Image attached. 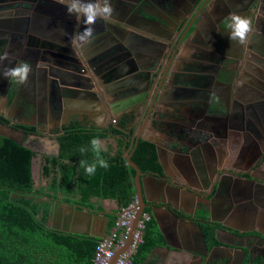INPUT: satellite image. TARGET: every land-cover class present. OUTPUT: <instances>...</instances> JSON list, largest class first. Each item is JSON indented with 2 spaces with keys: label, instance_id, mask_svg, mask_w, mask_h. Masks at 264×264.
<instances>
[{
  "label": "crops",
  "instance_id": "0c3cea01",
  "mask_svg": "<svg viewBox=\"0 0 264 264\" xmlns=\"http://www.w3.org/2000/svg\"><path fill=\"white\" fill-rule=\"evenodd\" d=\"M244 1L211 0L199 13L164 80L160 82L156 70L152 71L151 89L158 94L146 121L144 97L134 101L139 71L124 76L122 84L115 86L116 81L109 80L106 70H88L92 79L89 89L45 82L34 64H30L32 71L23 85L0 76V116L8 121L0 122V136L34 151L33 188L51 195L41 198L49 204L47 226L88 233L98 239L109 227V215H116L121 208L117 199H95V208L100 206V210L79 209L67 200L78 196L49 190L52 176L43 175L42 165L44 155L59 154L56 137L70 122L103 129L121 121L122 132L138 133L139 138L155 146L163 172L145 173L141 178L145 202L159 203L148 206L145 212L156 222L164 241L151 250L147 262L207 264L213 260L226 264L242 250L264 261V241L255 237H264V100L254 93L253 75L240 57L242 44L231 42L226 28L230 13L249 18L248 12L240 10ZM22 2L26 3L20 7L24 14L0 18V53L9 54L4 65L27 61L25 55L42 49L59 54L73 49L88 59L97 56L95 39L83 46L70 43L72 34L83 31L85 25L83 18L78 20L67 13L64 3ZM112 5L115 11L111 19L121 20L130 28L167 38L166 43L177 34L171 24L177 15L167 3L112 0ZM253 26L248 39L251 52L264 54L261 9ZM93 28L95 35L102 34L109 29L108 22L98 19ZM18 50L22 59L15 57ZM127 62H121L123 70L128 68ZM101 64L103 61L97 62L94 68ZM11 125L31 126L35 132ZM98 139L106 148L104 157L117 151L124 157L130 148L117 135ZM164 177L174 184H168ZM169 207L186 219L174 217ZM203 220L239 233L218 229L217 237L227 244L210 246L206 242V248L194 224L200 226ZM241 232L255 236L245 238L239 235Z\"/></svg>",
  "mask_w": 264,
  "mask_h": 264
},
{
  "label": "trees",
  "instance_id": "16d2710c",
  "mask_svg": "<svg viewBox=\"0 0 264 264\" xmlns=\"http://www.w3.org/2000/svg\"><path fill=\"white\" fill-rule=\"evenodd\" d=\"M0 122L8 124L2 116ZM11 126L25 132H35L31 126ZM121 129H124L121 121L103 129L85 127L78 122H70L65 126L57 136L59 154L43 157V175L52 176L49 190H62L74 197L78 196L67 200L79 209L100 210V206L95 208V199L103 198H115L121 207L128 205L135 197V171L119 151L105 157L101 153L109 167L104 169L97 166L93 175H87L79 167L80 160L93 162L90 141L94 137L117 135L128 147L130 142ZM81 147L87 151L81 153ZM34 155L30 148L9 137L0 136V264H91L98 238L60 231L46 225L49 204L41 198L51 195L42 189L33 188L31 165ZM131 159L144 173L163 174L155 146L147 140L138 139ZM170 209L184 217L179 211ZM109 218L111 227L116 215H109ZM199 224L210 246L220 243L214 236V229L219 224L206 220ZM163 243L156 222L150 218L145 222L143 242L132 255L130 264H154L147 262L146 257L155 246Z\"/></svg>",
  "mask_w": 264,
  "mask_h": 264
},
{
  "label": "water",
  "instance_id": "95a60500",
  "mask_svg": "<svg viewBox=\"0 0 264 264\" xmlns=\"http://www.w3.org/2000/svg\"><path fill=\"white\" fill-rule=\"evenodd\" d=\"M22 1L33 0H0V18H7L12 15L24 14L26 11L22 10L20 7H24L26 3L24 4ZM45 1L52 4L56 3L54 0ZM127 1L136 3L141 0ZM160 1L162 3H167L168 6L177 15V17L171 23L177 28V34L169 38V41L167 43L165 42L167 38L164 39L153 37L152 35L147 34V32L141 28H130L129 25L124 24L121 20L110 19L107 20L109 29L105 30L102 34L95 35L94 39L98 44L97 49L95 50L97 52V56L93 57L92 59H88L87 56L78 55L73 49H71L67 54H59L56 52L48 51L46 49H42L41 51L34 50L25 55V59L31 65H35L39 78L43 79L45 82H57L58 84L63 86H76L81 89L91 88L92 79L90 74H88V70H90V72L92 73H98L100 71L106 70L109 80L116 81L115 86H119L122 84V80H124L125 78H121H123L124 76L139 71V74L141 75L138 82L136 78V87L133 89L135 93H137L135 95L137 96V98H135L134 101L137 102L139 101V98H141L142 96L144 97L143 105L145 106V108L143 118H146V121L150 116L152 109L154 108L155 100L158 94L153 89H151L152 84L150 83V76L152 74V71L156 70L155 76L158 77L160 82L164 80L173 58L179 51L181 45L184 43L185 38L191 32L197 16L211 0ZM240 10L248 12L249 19L252 21L253 26L254 22L256 21L257 13H259V7L258 3H256V0H245L242 4V7H240ZM244 15L247 16V13H245ZM252 50V44L249 45L248 42L242 44V53L240 57L241 59L246 60V69L253 75L254 93L256 94L257 98H260L263 101L264 54H255L251 52ZM19 53L20 50L16 51L15 57H19L22 59V55H19ZM12 57L14 56L12 55ZM142 58H145L147 62L142 63ZM125 59H128V68L126 70H123L122 65L120 64ZM102 61L103 64H101V66L96 67L97 69L94 68V65L97 62ZM12 63L13 61L11 62V64ZM42 63L43 66H41ZM86 82H88V85H86ZM262 101L258 102L262 103ZM250 106L252 107V105ZM247 108H249V106ZM135 109L136 108H134V112ZM139 137L140 135L138 133L132 135L130 134V148L129 150L125 151L124 154L126 163L135 171L133 181L137 209L123 246L115 251L108 264H114L116 258L128 248L132 234L136 229V224L140 219L142 213L145 212V209L148 206L151 207L153 205H159V203H156V201L150 203L149 205L145 202L141 186V178L145 173L142 172L136 165V163L131 159V154L136 147ZM164 179L168 184H174L170 182V179L168 177H164ZM171 213L176 218H180L182 220L186 219L184 217H180L173 211H171ZM187 220L189 219L187 218ZM209 222L213 224L212 221ZM194 224L198 228L202 242L207 248L202 229L199 225H197V223ZM218 229L227 230L219 227ZM218 229H214L215 239L220 242V245L225 246L227 243L217 237ZM64 231L89 235L88 233L74 232L67 229H65ZM227 231L233 233L230 230ZM105 232L106 229L103 235L105 234ZM103 235H101L100 237H102ZM255 237L258 240L264 241V237L262 236L256 235ZM245 253L246 252L244 251V255Z\"/></svg>",
  "mask_w": 264,
  "mask_h": 264
},
{
  "label": "clouds",
  "instance_id": "9594fccd",
  "mask_svg": "<svg viewBox=\"0 0 264 264\" xmlns=\"http://www.w3.org/2000/svg\"><path fill=\"white\" fill-rule=\"evenodd\" d=\"M65 4L67 13L74 15L78 20L83 18L85 25L83 31H76L70 38L72 45L83 46L90 43L95 38L93 25L97 20H110L115 11L112 0H60ZM226 28L228 38L232 42L245 44L248 42L249 34L253 31L252 21L237 13H230L226 19ZM210 50V49H209ZM9 59V54L5 51L0 53V76L7 78L9 81H15L19 85L27 82L28 76L32 71L29 62L24 61L13 64L11 67L4 65V61ZM43 66V63L41 64ZM91 151L94 153V160L89 163L86 160L79 161V167L83 168L87 175H93L97 166L107 169L109 164L101 153L106 151L102 141L98 138H92L90 141ZM87 149L80 148V152L84 153Z\"/></svg>",
  "mask_w": 264,
  "mask_h": 264
},
{
  "label": "built area",
  "instance_id": "2783aa9c",
  "mask_svg": "<svg viewBox=\"0 0 264 264\" xmlns=\"http://www.w3.org/2000/svg\"><path fill=\"white\" fill-rule=\"evenodd\" d=\"M127 139H130V133L123 131ZM137 202L135 197L128 205L121 207L116 214L113 226L106 229L105 234L100 237L94 249L91 264H108L115 251L123 246L127 237L130 225L135 216ZM148 213H142L136 224V229L132 234L128 248L122 252L115 260L114 264H130L132 255L135 253L138 245L143 242V230L145 222L149 220Z\"/></svg>",
  "mask_w": 264,
  "mask_h": 264
},
{
  "label": "flooded vegetation",
  "instance_id": "af4514ba",
  "mask_svg": "<svg viewBox=\"0 0 264 264\" xmlns=\"http://www.w3.org/2000/svg\"><path fill=\"white\" fill-rule=\"evenodd\" d=\"M256 3H258V7H259V11L261 9V12L264 13V0H256ZM5 64V63H4ZM11 64V63H10ZM9 66V65H8ZM110 124H113V123H110ZM57 139V137H56ZM44 156H47V155H44ZM219 228H223V229H226L223 225H219L218 226ZM218 227H215V229H218ZM224 231V230H223ZM233 233L235 232L236 234H238L239 232L234 230L232 231ZM251 234H254V233H247V232H241L239 235L240 236H245V238L247 237H252V236H255V235H251ZM253 239V238H251ZM249 240V239H248ZM242 253L237 255V257H235L234 259H231V260H228V262L226 264H264V261L263 260H260L259 258L253 256V255H248L247 253H245L244 255V251L242 250L241 251ZM220 260V259H219ZM216 261H211V260H208L207 264H216L215 263Z\"/></svg>",
  "mask_w": 264,
  "mask_h": 264
},
{
  "label": "rangeland",
  "instance_id": "374dc122",
  "mask_svg": "<svg viewBox=\"0 0 264 264\" xmlns=\"http://www.w3.org/2000/svg\"><path fill=\"white\" fill-rule=\"evenodd\" d=\"M35 176H36V174H35Z\"/></svg>",
  "mask_w": 264,
  "mask_h": 264
}]
</instances>
